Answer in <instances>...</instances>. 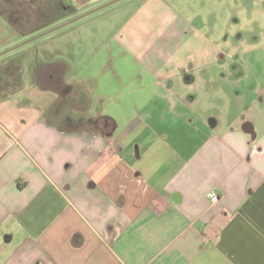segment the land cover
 I'll use <instances>...</instances> for the list:
<instances>
[{
    "label": "crops",
    "instance_id": "0c3cea01",
    "mask_svg": "<svg viewBox=\"0 0 264 264\" xmlns=\"http://www.w3.org/2000/svg\"><path fill=\"white\" fill-rule=\"evenodd\" d=\"M149 1L88 62L74 30L72 55L42 42L36 71L0 14V264H264L257 46Z\"/></svg>",
    "mask_w": 264,
    "mask_h": 264
},
{
    "label": "rangeland",
    "instance_id": "374dc122",
    "mask_svg": "<svg viewBox=\"0 0 264 264\" xmlns=\"http://www.w3.org/2000/svg\"><path fill=\"white\" fill-rule=\"evenodd\" d=\"M114 1L0 0V14L1 19L15 27L18 34L24 37L22 44L28 45L25 57L34 65L36 71V61L46 62L40 60L46 54L42 42L52 47L57 45L60 54L63 53V47L71 48L64 53L72 55L75 39L70 34L74 30L82 43L86 41V49L78 63L84 60L88 62L98 50L95 45L115 40L136 10L145 8L146 3L150 4L149 0ZM162 1L168 8L176 9L186 16L194 27L202 29L203 35L208 31L209 40L219 37L225 46L238 43L241 46L255 44L256 49L243 50L246 53L241 55L242 66L247 69L249 76L237 87L243 89L247 84L251 91L261 90L264 97V0ZM93 10L96 11L91 12ZM84 14L86 15L83 16ZM50 57L58 60L63 58V54L60 56L54 52L50 53ZM30 76L28 86H32L33 90L37 88L36 82ZM21 82L24 86L25 78ZM261 105H264V101Z\"/></svg>",
    "mask_w": 264,
    "mask_h": 264
},
{
    "label": "built area",
    "instance_id": "2783aa9c",
    "mask_svg": "<svg viewBox=\"0 0 264 264\" xmlns=\"http://www.w3.org/2000/svg\"><path fill=\"white\" fill-rule=\"evenodd\" d=\"M210 198L213 200V201H218L220 199V196L219 194L215 193V192H212L209 194Z\"/></svg>",
    "mask_w": 264,
    "mask_h": 264
},
{
    "label": "water",
    "instance_id": "95a60500",
    "mask_svg": "<svg viewBox=\"0 0 264 264\" xmlns=\"http://www.w3.org/2000/svg\"><path fill=\"white\" fill-rule=\"evenodd\" d=\"M117 1H118V0H115L114 2H117ZM112 3H113V2H112ZM100 8H101V7H100ZM100 8H98V9H100ZM98 9H96V10H98ZM96 10H93V11H91V12H94V11H96ZM91 12H89V13H91ZM85 15H86V14H85ZM71 22H73V21H71ZM71 22H68V23H71ZM68 23H67V24H68ZM50 32H51V31H50ZM50 32H48V33H50ZM17 47H19V46H16V48H17ZM0 55H3V53L0 54Z\"/></svg>",
    "mask_w": 264,
    "mask_h": 264
}]
</instances>
